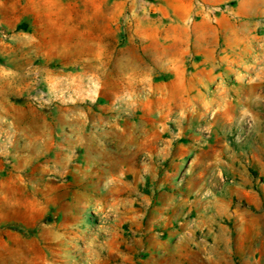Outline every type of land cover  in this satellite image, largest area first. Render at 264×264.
Instances as JSON below:
<instances>
[{"label": "rangeland", "instance_id": "374dc122", "mask_svg": "<svg viewBox=\"0 0 264 264\" xmlns=\"http://www.w3.org/2000/svg\"><path fill=\"white\" fill-rule=\"evenodd\" d=\"M172 1L0 0V264H264V0Z\"/></svg>", "mask_w": 264, "mask_h": 264}, {"label": "crops", "instance_id": "0c3cea01", "mask_svg": "<svg viewBox=\"0 0 264 264\" xmlns=\"http://www.w3.org/2000/svg\"><path fill=\"white\" fill-rule=\"evenodd\" d=\"M174 1L171 2V4H172L171 7L175 8V10L181 15V17L184 20L189 19L192 15H203V13H204L203 11L200 10V6H199L198 1L197 2H195V0H174ZM203 1L207 2L209 4H214V3H216L217 0H203ZM158 9H159V11H161V10L166 9V8L162 7L160 5V7ZM176 11H174L173 13L175 14ZM181 27L184 28V26H181ZM186 38L188 39V35ZM182 59H184V57ZM183 62H185V59Z\"/></svg>", "mask_w": 264, "mask_h": 264}]
</instances>
